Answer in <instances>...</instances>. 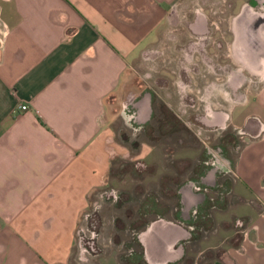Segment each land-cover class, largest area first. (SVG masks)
Listing matches in <instances>:
<instances>
[{
	"label": "crops",
	"instance_id": "obj_1",
	"mask_svg": "<svg viewBox=\"0 0 264 264\" xmlns=\"http://www.w3.org/2000/svg\"><path fill=\"white\" fill-rule=\"evenodd\" d=\"M175 1L0 0V264H69L91 195L105 183L115 157L127 155L108 108ZM244 9L232 21L233 43L234 26L253 14ZM145 94L133 102L140 124L152 118ZM130 102L123 103L124 113ZM20 104L27 109H17ZM239 125L254 136L232 162L183 177L177 189L181 222L160 217L136 233L147 264L206 250L216 264H264V206L252 204L261 202L264 186V119L244 114ZM151 151L143 145L141 155ZM224 173L226 183L219 178ZM194 182L209 186L210 196ZM208 208L213 219L203 213ZM198 209L203 232L192 237L187 224ZM229 217L240 228L248 222L240 240Z\"/></svg>",
	"mask_w": 264,
	"mask_h": 264
},
{
	"label": "rangeland",
	"instance_id": "obj_2",
	"mask_svg": "<svg viewBox=\"0 0 264 264\" xmlns=\"http://www.w3.org/2000/svg\"><path fill=\"white\" fill-rule=\"evenodd\" d=\"M243 9L264 21V0H176L155 38L139 50L132 61V76L113 104L114 115L111 106L107 112L116 142L125 147L127 155L115 157L105 183L91 195L69 264H115L110 254L120 264H135L131 252L137 246L131 240L129 224L132 229L138 226L136 214L143 213L139 208L146 197L140 194L141 187L152 190L165 210V205L174 201L173 184L167 177L158 180V176L168 172L183 179L202 163L221 169L254 136L239 120L249 113L264 119V79L247 69L239 71L234 61L232 21ZM144 94L151 98L154 117L140 124L133 102ZM126 100L131 102L124 113ZM146 144L153 151L143 156ZM194 183L210 194L209 186ZM221 188L229 199L228 187ZM254 201L252 204L263 206ZM209 204L215 206V212L217 201L209 197ZM212 210L203 213L213 219ZM228 220L235 224L236 239L240 240V234L248 231V222L243 221L241 231L243 227L237 226L235 218Z\"/></svg>",
	"mask_w": 264,
	"mask_h": 264
},
{
	"label": "trees",
	"instance_id": "obj_3",
	"mask_svg": "<svg viewBox=\"0 0 264 264\" xmlns=\"http://www.w3.org/2000/svg\"><path fill=\"white\" fill-rule=\"evenodd\" d=\"M152 117H154V113H153ZM173 121H175V120H173ZM174 123L180 124V127L182 128L183 131H185L187 133L189 132V130H187V128H185L178 120H176ZM205 164L209 165V163H205ZM207 168L208 167L202 163L200 165H195L193 168V172L196 173L197 175H201L202 172ZM221 176H225L223 178V181L225 183L230 180L226 173L221 174V175L219 174V178H221ZM164 177H167L169 180L172 181V184H173V186H172L173 187V194L172 195L174 197V201L172 200V202H171L172 204L170 203L168 205H165L166 206L165 210L160 208V205L157 202V196L152 192V190L144 191V189L141 187V190L139 191L140 194H144L146 198L142 202L143 204H141L140 208H139V211H143L144 214L141 212L139 215L136 214V219L134 220V221L138 222V226H135L133 229H132V227H130V231H131L130 234L132 236L131 240L133 239L134 243H136V246H137L136 251L133 249L131 252V253H133V261L136 262L135 264H147L143 258V247L136 237V233L138 231L145 228L152 220H155V219L160 218V217L168 219V220H172L174 222H181V219L179 217L180 204L178 201L177 189H178V186L180 185V183L183 182V179L181 177H179V174L177 177H175V176L171 177L167 174H164ZM208 210H210V208H208L205 211H208ZM208 214L205 213V215L210 216ZM132 215H133V213L131 210L129 217L131 218ZM147 215H149V216H147ZM200 215H201L200 209L195 210V220H193L191 223H188V224L186 223L187 225L192 226V228H191L192 229V237H194V235L196 234L195 232L200 229V227H199L200 224L198 222L200 219L199 218ZM208 219H210V218H208ZM243 230H244V227L241 228V231H243ZM242 236L243 235L240 234L239 238L241 239ZM213 260L214 259H212L210 257L209 252L206 250L204 252H201L200 256H197V257L195 254L193 256H188L185 254L181 260H179L177 262L170 263V264H216L215 261H213Z\"/></svg>",
	"mask_w": 264,
	"mask_h": 264
},
{
	"label": "bare ground",
	"instance_id": "obj_4",
	"mask_svg": "<svg viewBox=\"0 0 264 264\" xmlns=\"http://www.w3.org/2000/svg\"><path fill=\"white\" fill-rule=\"evenodd\" d=\"M251 15L252 14H245V19L243 18L240 23L234 26L235 40L232 48L239 56L237 58L239 61L246 62L251 67L260 68L263 70L264 24L260 25L259 22L256 21L257 17ZM262 18H264V15ZM243 38H246L247 41H245ZM243 41L245 43H243ZM234 60H236V58H234Z\"/></svg>",
	"mask_w": 264,
	"mask_h": 264
},
{
	"label": "flooded vegetation",
	"instance_id": "obj_5",
	"mask_svg": "<svg viewBox=\"0 0 264 264\" xmlns=\"http://www.w3.org/2000/svg\"><path fill=\"white\" fill-rule=\"evenodd\" d=\"M263 12H264V10H263ZM262 12V13H263ZM256 21L257 22H259V24L260 25H262V24H264V21L263 20H261L260 19V17L259 18H256ZM262 35V34H261ZM245 41H247V39L246 38H243ZM233 49V48H232ZM233 57L234 58H236V60H234V61H236L237 63H238V70L239 71H242V70H244V69H247V70H249L250 72H252V73H257V74H260V78L261 79H264V69L263 70H261L260 68H255V67H251V66H249L246 62H243V61H239L237 58L239 57L235 52H234V50H233ZM248 65V66H247ZM236 74V73H235ZM115 199H118V198H115ZM118 201V200H117ZM192 228V227H191Z\"/></svg>",
	"mask_w": 264,
	"mask_h": 264
},
{
	"label": "built area",
	"instance_id": "obj_6",
	"mask_svg": "<svg viewBox=\"0 0 264 264\" xmlns=\"http://www.w3.org/2000/svg\"><path fill=\"white\" fill-rule=\"evenodd\" d=\"M0 27H2L1 22H0ZM0 30H1V29H0ZM17 109L25 110V109H27V105H25V104H20V105L18 106ZM228 171H229V170H228ZM228 171H227V172H228ZM261 189L264 190V186H262ZM258 197H259V199L261 200V202H262V204H263V206H264V193H263V191L261 192V194H259Z\"/></svg>",
	"mask_w": 264,
	"mask_h": 264
}]
</instances>
